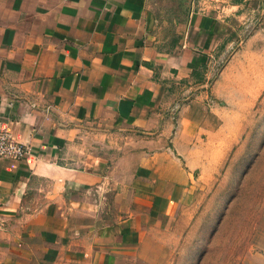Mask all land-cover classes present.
Listing matches in <instances>:
<instances>
[{
  "label": "crops",
  "instance_id": "1",
  "mask_svg": "<svg viewBox=\"0 0 264 264\" xmlns=\"http://www.w3.org/2000/svg\"><path fill=\"white\" fill-rule=\"evenodd\" d=\"M212 1L0 0V131L30 148L0 158V264H141L184 232L264 89V0Z\"/></svg>",
  "mask_w": 264,
  "mask_h": 264
},
{
  "label": "rangeland",
  "instance_id": "2",
  "mask_svg": "<svg viewBox=\"0 0 264 264\" xmlns=\"http://www.w3.org/2000/svg\"><path fill=\"white\" fill-rule=\"evenodd\" d=\"M248 28L247 34L243 30L246 37L258 27L250 32ZM242 121L237 150L220 169L214 173L193 171L195 178L201 177L181 202L184 232L167 241L170 247L166 251L158 245L160 251H154L149 262L139 263H240L255 221L264 212V89L257 103L245 110ZM126 262L119 260V264Z\"/></svg>",
  "mask_w": 264,
  "mask_h": 264
},
{
  "label": "built area",
  "instance_id": "3",
  "mask_svg": "<svg viewBox=\"0 0 264 264\" xmlns=\"http://www.w3.org/2000/svg\"><path fill=\"white\" fill-rule=\"evenodd\" d=\"M212 2L217 3L216 0ZM210 5L211 2H209V10L211 7ZM202 11L206 12L207 9L203 8ZM217 12H218L216 13L217 15H219L220 17H224L225 14L224 8L217 9ZM242 26L246 33L248 27H249L248 29H250L249 30L250 32L251 30H254L256 27H259V23L258 20L255 19V17H251L247 15ZM240 42L241 40L238 42V44H240ZM29 152H30V148L22 143H19L8 130L2 129L0 131V158H8V159L20 161L24 159L29 154Z\"/></svg>",
  "mask_w": 264,
  "mask_h": 264
}]
</instances>
